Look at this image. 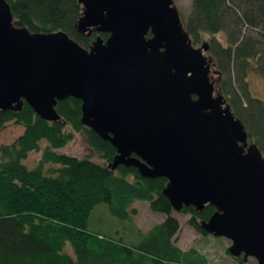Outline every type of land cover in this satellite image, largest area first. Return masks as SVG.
Returning a JSON list of instances; mask_svg holds the SVG:
<instances>
[{"label": "water", "instance_id": "1", "mask_svg": "<svg viewBox=\"0 0 264 264\" xmlns=\"http://www.w3.org/2000/svg\"><path fill=\"white\" fill-rule=\"evenodd\" d=\"M79 1L78 33L108 34L89 49L14 25L0 0V111L27 103L59 122L56 106L75 98L82 125L117 150L108 168L167 179L173 211L212 206L201 229L231 240L235 260L264 264V155L211 79L208 44L193 46L173 0Z\"/></svg>", "mask_w": 264, "mask_h": 264}, {"label": "trees", "instance_id": "2", "mask_svg": "<svg viewBox=\"0 0 264 264\" xmlns=\"http://www.w3.org/2000/svg\"><path fill=\"white\" fill-rule=\"evenodd\" d=\"M7 2L14 25L32 33L62 31L85 49L98 36L108 37L78 33L84 14L79 0ZM191 6L183 27L194 47L208 44L207 57L218 72L217 89L242 121L249 142L264 155V100L252 95L248 81L253 71L264 78V0H192ZM220 34L224 41L217 39ZM205 37L211 38L205 42ZM56 108L61 121L53 123L40 119L27 103L20 112L0 111V134L11 121L24 129L12 145L0 147V264H212L198 249L183 251L173 240L179 222L162 194L167 179L140 177L135 168H108L117 150L82 125L81 102L69 98ZM77 133L101 162L58 151ZM44 141L48 144L42 149ZM34 152H42V158L30 169L23 161ZM136 202L149 203L152 212L166 216L164 222L146 232L136 228ZM100 205L122 224L120 232L114 231L118 222L93 213ZM182 212L192 215L194 230L209 236L200 224L215 208L206 205L198 213L185 207ZM104 222L112 234L95 231ZM236 262L246 264L243 259Z\"/></svg>", "mask_w": 264, "mask_h": 264}, {"label": "rangeland", "instance_id": "3", "mask_svg": "<svg viewBox=\"0 0 264 264\" xmlns=\"http://www.w3.org/2000/svg\"><path fill=\"white\" fill-rule=\"evenodd\" d=\"M176 7H178L180 17L182 21H187L189 14L192 11V0H173ZM218 40L224 41L225 37L222 34L217 36ZM205 42L209 41L211 37H205ZM200 46V45H199ZM217 76L212 75L211 79L217 81ZM249 88L251 89L252 95L264 100V78H262L255 71L251 72L248 76ZM23 127L16 124L15 121H11L5 125V127L1 130L0 134V147L1 146H10L14 141L22 136L24 133ZM47 142L44 141L42 143V149L47 146ZM62 154H67L73 157H78L80 159L91 158L95 161H100L97 159L91 149L88 148L86 139H84L83 134L77 133L75 134V140L65 148L58 150ZM42 158V152H34L31 154L23 163H25L30 169H34ZM101 162V161H100ZM132 208L137 212L136 215L132 217L133 225L141 230L142 232L148 231L150 228L154 227L156 224H161L164 222L166 216L157 214L152 212L149 208V203L147 202H136L132 205ZM107 210L105 205H100L96 207L95 212H102V217H105L107 221H113L112 223H116V221L112 216L106 215L104 211ZM94 216V215H93ZM92 216V217H93ZM171 217L179 222V232L175 235L174 241L177 246L183 251H187V249L195 248L201 251L206 258L211 261L212 264H237L236 260L232 258L230 253H228V248L231 246L232 241L223 239V238H215L211 235L204 237L198 231L194 230L190 225V221L192 220V215L185 212H178L174 210L171 213ZM92 220V219H91ZM116 221V222H115ZM92 222V221H91ZM117 224V223H116ZM117 228L115 224H112L114 231L120 232L121 223L118 222ZM119 229V230H118ZM97 232L110 235L111 230L108 223L101 224V226H97ZM246 264H257L256 259H249Z\"/></svg>", "mask_w": 264, "mask_h": 264}]
</instances>
